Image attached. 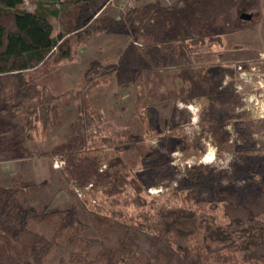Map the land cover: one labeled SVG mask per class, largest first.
<instances>
[{
	"label": "trees",
	"instance_id": "1",
	"mask_svg": "<svg viewBox=\"0 0 264 264\" xmlns=\"http://www.w3.org/2000/svg\"><path fill=\"white\" fill-rule=\"evenodd\" d=\"M183 1V6H177L181 0L174 4L154 0L130 7L120 16H101V8L94 9L92 0H35L33 11L21 8L23 0H0V111L16 119V129H27L31 135L39 127L45 131L62 125L65 108L74 103L76 114L68 125L74 136L59 149V172L79 194L83 207L78 209L80 203L73 202L47 212V205L37 209L32 204L30 190L35 183L0 185V264H25L27 259L32 264H51L47 258L56 247L67 248L71 260L84 264H264V250L247 253L251 246L264 244V239L257 242L255 236L235 233L224 199L229 187L241 206L264 193V117L246 121L238 119L244 112L231 111L230 118L236 119L228 161L180 169L158 162L154 151L144 158L153 163L134 171L113 148L125 131H113L89 101V94L114 75L120 84L133 86L137 101L144 100V71L149 74L152 69L142 56L128 45L116 62L92 60L82 87L61 92L50 87L56 63L73 59L79 45L107 33L147 44L155 67L167 63L160 61L161 53V60L168 57L176 67L189 66L207 38L208 44H219L221 36L241 21L240 10L255 3ZM52 17L62 28L56 37ZM200 26L210 33H189ZM15 157L24 161L29 155ZM166 176L175 186L151 192ZM47 214L58 217L49 232L29 228L32 220ZM255 217L264 223V210ZM91 219L115 229L119 237L101 244L88 233ZM246 225L247 230L256 229L252 223ZM26 233L36 240L29 246L18 244ZM142 238L157 249L152 258ZM97 243L102 247L92 254L91 247Z\"/></svg>",
	"mask_w": 264,
	"mask_h": 264
},
{
	"label": "rangeland",
	"instance_id": "2",
	"mask_svg": "<svg viewBox=\"0 0 264 264\" xmlns=\"http://www.w3.org/2000/svg\"><path fill=\"white\" fill-rule=\"evenodd\" d=\"M92 1L94 9L104 7L101 16H120L130 7L142 4L141 0ZM177 1L172 0L171 4ZM254 1V4L247 3L239 13H249L251 18L245 20L239 15L241 21L234 30L221 36L219 44L210 45L207 38L206 44L198 48V54L190 59L189 66L176 67L168 57L161 60V53L158 58L167 63L155 67L154 61L149 59L147 44L135 41L132 36L107 33L79 45L73 59L56 63L50 87L54 92L82 87L84 71L92 60L103 64L116 62L129 45L152 69L150 75L144 71V100L137 101L133 86L120 84L114 75L101 80L89 94V101L100 109L113 131H125L114 143L117 157L134 171L152 164L144 158L154 151L159 154L158 162L167 161L171 167L180 169L193 163L228 161L231 154L227 146L233 138L232 123L236 119L230 118L231 111L234 114L244 112L238 119L246 121L264 117V0ZM183 5V0L177 3V6ZM21 8L33 11L35 0H23ZM51 24L52 35L56 37L62 28L56 17H52ZM190 30L189 33H210L208 28L201 26ZM75 114L72 103L64 110L62 125L45 131L39 127L28 135L27 129L20 132L15 128V118L0 111V185L20 181L35 183L30 190L32 204L37 209L47 205V212L64 209L73 202L80 203L78 209H82L79 194L59 172L62 165L59 149L74 136L68 125ZM227 138L230 141L227 142ZM22 153L29 155L24 161L15 157ZM174 186L172 178L160 177L151 192ZM224 196L235 233L255 236L253 240L257 242L264 239V229L261 228L264 223L255 217L264 210V193L256 199L250 198L246 206L237 204L238 198L230 187L225 189ZM57 221L56 215L47 214L32 220L29 228L49 232ZM248 222L256 229L247 230ZM91 223L88 233L98 238L101 244H109L119 237L115 229L94 224L93 219ZM35 240L33 234L26 233L20 236L18 244L29 246ZM140 241L148 257L152 258L157 249L146 239ZM101 244L92 246L91 253L101 249ZM262 250L264 244L259 243L251 246L247 253ZM47 260L51 264H84L71 260L65 247L52 249ZM25 264L32 262L27 259Z\"/></svg>",
	"mask_w": 264,
	"mask_h": 264
},
{
	"label": "crops",
	"instance_id": "3",
	"mask_svg": "<svg viewBox=\"0 0 264 264\" xmlns=\"http://www.w3.org/2000/svg\"><path fill=\"white\" fill-rule=\"evenodd\" d=\"M151 1H154V0H141L142 3H148V2H151ZM161 2L165 3V4H171L172 0H160ZM175 1V0H174ZM177 1V0H176ZM104 8V7H102ZM102 8L100 11H102ZM99 11V12H100Z\"/></svg>",
	"mask_w": 264,
	"mask_h": 264
},
{
	"label": "water",
	"instance_id": "4",
	"mask_svg": "<svg viewBox=\"0 0 264 264\" xmlns=\"http://www.w3.org/2000/svg\"><path fill=\"white\" fill-rule=\"evenodd\" d=\"M240 18L245 19V20H249L251 18V14L242 12L240 14Z\"/></svg>",
	"mask_w": 264,
	"mask_h": 264
}]
</instances>
